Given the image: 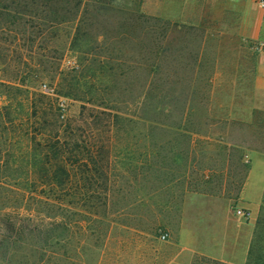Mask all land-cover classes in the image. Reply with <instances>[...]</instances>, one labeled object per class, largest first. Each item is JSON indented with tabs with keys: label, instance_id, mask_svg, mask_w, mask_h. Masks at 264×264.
I'll return each instance as SVG.
<instances>
[{
	"label": "rangeland",
	"instance_id": "rangeland-1",
	"mask_svg": "<svg viewBox=\"0 0 264 264\" xmlns=\"http://www.w3.org/2000/svg\"><path fill=\"white\" fill-rule=\"evenodd\" d=\"M223 1L30 5L35 15L55 10L59 18L53 28L30 27L28 37L43 32L34 43H13L48 57L37 79L57 92L74 78L85 85L71 89L76 96L117 118L91 131L93 142H109L105 195L68 204L61 188L47 249L49 226L33 211L41 205L28 201L25 212L0 191L11 211L8 220L0 210V264H222L201 250L235 209L249 156L264 154L258 50L238 35ZM58 100L65 114L82 104ZM247 264H264V194Z\"/></svg>",
	"mask_w": 264,
	"mask_h": 264
},
{
	"label": "trees",
	"instance_id": "trees-1",
	"mask_svg": "<svg viewBox=\"0 0 264 264\" xmlns=\"http://www.w3.org/2000/svg\"><path fill=\"white\" fill-rule=\"evenodd\" d=\"M60 2L0 0V191L12 193L25 212L31 210L26 205L28 201L41 205V212L33 211L43 213V221L49 226L44 234V250L56 239L54 226L61 188H65L63 195L68 204L74 197L85 203L94 195L97 199L105 195L108 177L104 158L108 156L109 142L108 139L102 142L103 138L93 142L91 131L96 125L113 126L117 118L108 107L76 96L72 91L85 85L81 86L74 78L65 91L60 84L57 92L55 88L42 89L44 84L36 73L41 70L42 60L48 57L41 49L13 44L26 40L34 43L40 38L42 31L30 32L28 37V29L34 24H46L49 28L59 24L55 10H49V15H35L30 5L45 3L47 7ZM60 97L81 102L78 112H62L65 108L58 100ZM7 201L0 205V210L10 220ZM18 210L15 207L16 215ZM251 244L245 264L249 261Z\"/></svg>",
	"mask_w": 264,
	"mask_h": 264
},
{
	"label": "crops",
	"instance_id": "crops-1",
	"mask_svg": "<svg viewBox=\"0 0 264 264\" xmlns=\"http://www.w3.org/2000/svg\"><path fill=\"white\" fill-rule=\"evenodd\" d=\"M222 4L224 11L237 16L238 35L258 50L255 69L258 82L264 88V9L256 0H224ZM263 194L264 154L252 153L235 209L227 211L216 230L208 233L201 254L222 264H245ZM237 210L244 215L237 214Z\"/></svg>",
	"mask_w": 264,
	"mask_h": 264
},
{
	"label": "built area",
	"instance_id": "built-area-1",
	"mask_svg": "<svg viewBox=\"0 0 264 264\" xmlns=\"http://www.w3.org/2000/svg\"><path fill=\"white\" fill-rule=\"evenodd\" d=\"M256 3L258 4V6H259L261 9H264V0H256ZM263 46H264V44H263ZM42 89L51 91V90L48 89L45 85L42 86ZM236 213H237V214L244 215L243 212H241V211H239V210H237ZM165 236H166V234H161V235H160V239L164 240V239H165Z\"/></svg>",
	"mask_w": 264,
	"mask_h": 264
}]
</instances>
